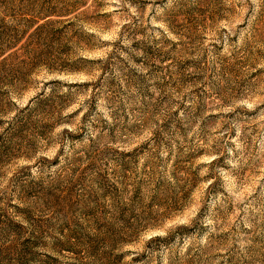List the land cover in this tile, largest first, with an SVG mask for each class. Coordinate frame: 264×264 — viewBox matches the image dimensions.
<instances>
[{
    "label": "rangeland",
    "instance_id": "rangeland-1",
    "mask_svg": "<svg viewBox=\"0 0 264 264\" xmlns=\"http://www.w3.org/2000/svg\"><path fill=\"white\" fill-rule=\"evenodd\" d=\"M0 264H264V0H0Z\"/></svg>",
    "mask_w": 264,
    "mask_h": 264
}]
</instances>
